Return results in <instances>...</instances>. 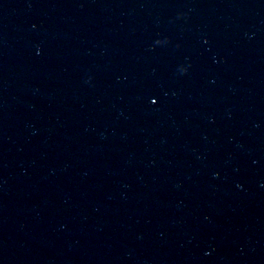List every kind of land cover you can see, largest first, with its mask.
<instances>
[{"label": "water", "instance_id": "water-1", "mask_svg": "<svg viewBox=\"0 0 264 264\" xmlns=\"http://www.w3.org/2000/svg\"><path fill=\"white\" fill-rule=\"evenodd\" d=\"M0 264H264V0H0Z\"/></svg>", "mask_w": 264, "mask_h": 264}]
</instances>
